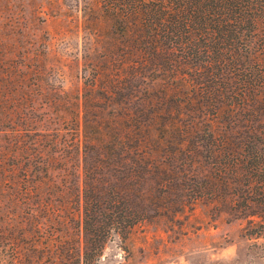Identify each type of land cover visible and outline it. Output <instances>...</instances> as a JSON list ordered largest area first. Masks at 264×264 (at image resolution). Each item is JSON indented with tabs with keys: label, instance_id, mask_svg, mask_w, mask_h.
Segmentation results:
<instances>
[{
	"label": "trees",
	"instance_id": "obj_1",
	"mask_svg": "<svg viewBox=\"0 0 264 264\" xmlns=\"http://www.w3.org/2000/svg\"><path fill=\"white\" fill-rule=\"evenodd\" d=\"M99 8L106 40L83 56L80 86L52 88L39 113L26 103L5 130L14 203L39 249L101 264L112 234L197 200L263 234L264 0ZM5 36L0 63L21 56Z\"/></svg>",
	"mask_w": 264,
	"mask_h": 264
},
{
	"label": "rangeland",
	"instance_id": "obj_2",
	"mask_svg": "<svg viewBox=\"0 0 264 264\" xmlns=\"http://www.w3.org/2000/svg\"><path fill=\"white\" fill-rule=\"evenodd\" d=\"M0 23L11 25L6 31L0 28V37L9 36L3 42L21 50V56L0 63V264H70L66 257L42 253L32 236L34 223L21 221V204L14 203L7 171L18 160L6 156L5 130L12 121L21 122L14 113H21L26 103L39 113L38 105L52 88L76 91L83 56L102 52L107 21L99 0H0ZM247 228L244 219L231 218L213 202L197 200L179 211L140 220L123 237L112 234L99 262L264 264V233L254 236Z\"/></svg>",
	"mask_w": 264,
	"mask_h": 264
}]
</instances>
